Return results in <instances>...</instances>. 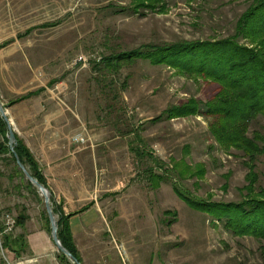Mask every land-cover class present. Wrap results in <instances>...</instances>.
Returning a JSON list of instances; mask_svg holds the SVG:
<instances>
[{
	"label": "rangeland",
	"instance_id": "rangeland-1",
	"mask_svg": "<svg viewBox=\"0 0 264 264\" xmlns=\"http://www.w3.org/2000/svg\"><path fill=\"white\" fill-rule=\"evenodd\" d=\"M165 3V12L132 14L121 13L132 0H0V102L43 176L49 174L47 151L33 129L58 126L46 139L61 146L49 163L66 174L77 172L80 188L88 190L83 203L92 210V228L75 235L85 258L110 243L123 264H264V243L233 234L173 189L178 185L207 203L239 202L248 194L251 170L259 176L255 192L264 187V155L251 167L240 149L216 143L212 131L223 126L204 107L197 115L167 117L172 108L220 98L222 85L147 61L118 73L96 70L103 57L144 45L231 37L253 0ZM21 97L27 98L9 106ZM254 131L264 133V118L252 124L249 134ZM78 134L85 135V144L74 143ZM4 158L0 222L4 234L23 237L24 249L20 257L3 252L1 232L0 264H53L50 256L59 252L44 198L25 176L11 182L15 164ZM22 207L29 219L16 227ZM8 220L14 221L11 230Z\"/></svg>",
	"mask_w": 264,
	"mask_h": 264
},
{
	"label": "trees",
	"instance_id": "trees-1",
	"mask_svg": "<svg viewBox=\"0 0 264 264\" xmlns=\"http://www.w3.org/2000/svg\"><path fill=\"white\" fill-rule=\"evenodd\" d=\"M132 1H134V4L122 8L121 13L141 14L147 10L152 12L166 11V0ZM241 42L243 43L241 44ZM247 43L248 47L244 46ZM253 45L255 47H249ZM139 61L150 62L154 66H168L182 75H204L222 85L223 95L220 98L215 97L206 103L189 102L181 108H172L169 113H166L168 119L174 115V112L177 113V116L183 114L197 115L200 113V109L204 107L207 116H216L218 124L221 127L223 126L221 130H217L215 125L212 131L216 143L219 142L228 149L229 147L240 149L244 158L247 159L246 165H251V167L260 156L264 155V133L254 131L249 134L252 124L260 117L264 118V0H253L249 11L238 21L235 34L226 39L197 40L161 46L144 45L127 52L105 56L95 67L96 70L107 74L118 73L124 66L135 65ZM27 97L15 99L10 102L9 106L21 103ZM162 117L160 116L158 120H161ZM227 127V131H224ZM15 135L18 140L16 153L20 161L38 182L47 187V181L38 169L32 155L21 144L17 134ZM0 136L2 137V140H0V156H7L8 158H4V160L15 164L13 174L8 177L9 180L13 182L14 177L23 179L24 174L17 166L16 160L9 149L8 128L1 115ZM247 180L250 185L245 188L248 191L246 198L231 203H207L190 196L178 185L173 189L177 196L181 197L189 207L206 213L219 221H224L225 227L233 234L248 235L264 243V187L259 186V192H255L259 176L253 170L247 175ZM28 185L33 186L29 181ZM19 187L21 186L15 188ZM52 202L53 212L55 216H58V237L62 245L81 263L75 251L74 239L70 232L68 220L70 216L81 213L87 207L70 214V216H65L53 199ZM28 219L26 208H20L15 218L16 227H24ZM45 219L50 231L48 216ZM1 232L2 251L9 256L20 257L24 249L23 237L4 234V226L0 222ZM262 255L264 256V246L262 247ZM58 259L62 264H71L69 259L60 252L58 253Z\"/></svg>",
	"mask_w": 264,
	"mask_h": 264
},
{
	"label": "crops",
	"instance_id": "crops-1",
	"mask_svg": "<svg viewBox=\"0 0 264 264\" xmlns=\"http://www.w3.org/2000/svg\"><path fill=\"white\" fill-rule=\"evenodd\" d=\"M36 125V124H35ZM64 126V125H63ZM58 126L56 125H48L39 129H33V136H36L37 138V143H43L47 142L46 139H50V136L56 135V131ZM32 135V134H31ZM42 146V151H47L46 153V159L48 160V171L49 174H45V179L47 181L48 187L50 188L51 195H53V198L57 204V206L60 208V211L65 215V216H70V214H73L74 212H79L80 210L84 209L85 207H88L85 205L83 202L88 200V197L85 195V193H88V190L86 186H82L80 188V181H78L79 175L76 173L72 174H66L63 173L64 168L53 166L49 163L51 157L53 156L54 150L60 149V143H54L53 145L50 143H46L49 145V148L46 150V146ZM55 172V177L54 179H49L48 176L51 178V176L54 175ZM78 176V177H77ZM51 181L53 185L57 186V189H53L52 187L49 186L48 181ZM66 184L67 188H64V185ZM79 184V186H78ZM60 185H63V188L60 189ZM87 198H84V197ZM59 199V201L57 200ZM93 204V202H91ZM91 204V205H92ZM94 206V205H93ZM72 209V210H71ZM91 213V214H90ZM92 210L91 208L86 209L82 211L81 213L72 215L69 217L68 223H69V228L71 235L74 239V245H75V251L77 255L79 256V259L81 260V264H123L121 257L120 260L117 256V252L113 251V246H108L110 243H107L105 245L99 244V249L100 251L98 253H95L97 255L85 258L79 250V246L75 242V235L79 232H89L90 229L92 228L91 222H92ZM54 243V242H53ZM28 245L26 244V247ZM116 246L119 248L121 246L117 245ZM96 245L92 248H95ZM110 249V251H109ZM119 252V251H118ZM55 253V252H54ZM52 254V258H50L51 262L53 264H62L60 263V260L58 259V254ZM121 253V252H120ZM121 256V255H120ZM42 264H45L44 261H41ZM35 263V262H34ZM33 264V263H32ZM39 264V263H38Z\"/></svg>",
	"mask_w": 264,
	"mask_h": 264
},
{
	"label": "water",
	"instance_id": "water-1",
	"mask_svg": "<svg viewBox=\"0 0 264 264\" xmlns=\"http://www.w3.org/2000/svg\"><path fill=\"white\" fill-rule=\"evenodd\" d=\"M0 115L4 119V121L7 124L8 128V145L11 153L13 154L16 164L19 167V169L23 172L24 176L27 178V180L35 187L37 190L40 192L42 197L44 198L45 201V208L46 212L48 215V219L50 222V227H51V235H52V240L54 244L56 245L58 252L63 254L66 258H68L72 263L74 264H81L73 255L70 251H68L61 243L59 237H58V220L56 219V216L53 212V207L51 203V192L48 188H46L44 185H42L40 182H38L37 179H35L32 174L28 171V168L20 161L17 153H16V145H17V140L15 136V131L13 129V124L8 117V112L0 102Z\"/></svg>",
	"mask_w": 264,
	"mask_h": 264
},
{
	"label": "built area",
	"instance_id": "built-area-1",
	"mask_svg": "<svg viewBox=\"0 0 264 264\" xmlns=\"http://www.w3.org/2000/svg\"><path fill=\"white\" fill-rule=\"evenodd\" d=\"M80 60H82V58H79V61ZM73 141H74L75 144L83 145V144H85L87 142V138H85L84 134H78V135L74 136ZM8 222H9L8 229L11 230L13 228L14 221L8 220Z\"/></svg>",
	"mask_w": 264,
	"mask_h": 264
}]
</instances>
